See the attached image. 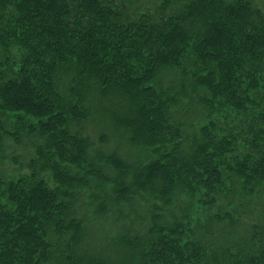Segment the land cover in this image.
<instances>
[{
    "label": "trees",
    "instance_id": "16d2710c",
    "mask_svg": "<svg viewBox=\"0 0 264 264\" xmlns=\"http://www.w3.org/2000/svg\"><path fill=\"white\" fill-rule=\"evenodd\" d=\"M257 1L0 0V264H264Z\"/></svg>",
    "mask_w": 264,
    "mask_h": 264
},
{
    "label": "rangeland",
    "instance_id": "374dc122",
    "mask_svg": "<svg viewBox=\"0 0 264 264\" xmlns=\"http://www.w3.org/2000/svg\"><path fill=\"white\" fill-rule=\"evenodd\" d=\"M263 3V4H262ZM256 4H258V5H262V8L264 9V2H261L260 0H258L257 2H256Z\"/></svg>",
    "mask_w": 264,
    "mask_h": 264
}]
</instances>
